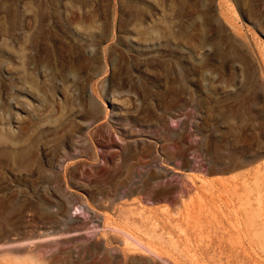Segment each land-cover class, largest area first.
<instances>
[{
  "label": "rangeland",
  "instance_id": "rangeland-1",
  "mask_svg": "<svg viewBox=\"0 0 264 264\" xmlns=\"http://www.w3.org/2000/svg\"><path fill=\"white\" fill-rule=\"evenodd\" d=\"M263 190L264 0H0V264H264Z\"/></svg>",
  "mask_w": 264,
  "mask_h": 264
},
{
  "label": "bare ground",
  "instance_id": "bare-ground-1",
  "mask_svg": "<svg viewBox=\"0 0 264 264\" xmlns=\"http://www.w3.org/2000/svg\"><path fill=\"white\" fill-rule=\"evenodd\" d=\"M128 167V166H127ZM130 167V166H129ZM147 168V167H146ZM153 168V167H152ZM151 171V170H150ZM153 172V171H152ZM147 173V172H146ZM149 173V172H148ZM150 177V174L148 175ZM147 176V177H148ZM154 176V175H153ZM189 176V175H188ZM198 176V175H197ZM195 175V177H197ZM186 177V176H185ZM155 178V177H154ZM190 178V176H189ZM246 178V176H245ZM123 179V178H122ZM127 179V178H126ZM187 179V178H186ZM196 179H199L200 180V183L201 185L199 184V186L197 185V187L195 188V191L191 194L190 196L188 195V199H184L182 200V205H183V208H182V212H181V215H187V217H190L193 213H194V210H195V205L196 204H202L203 200H204V197L207 196L208 193H211L214 189V187L218 184L219 182V179H209V178H206V177H202V176H198L197 178H194V177H191L190 180H192L194 183H196ZM236 179V178H235ZM125 180V178H124ZM121 181V180H120ZM185 181V180H184ZM198 181V180H197ZM124 182V181H123ZM132 182V181H131ZM147 182V181H146ZM191 182V183H193ZM144 183V182H143ZM198 183V182H197ZM222 183V182H221ZM119 184V183H118ZM134 184V183H133ZM186 184V182H185ZM146 185V184H145ZM189 185V184H188ZM191 185V184H190ZM195 185V184H194ZM192 184V187L194 186ZM120 186V184H119ZM122 186V185H121ZM135 186V184L133 185ZM132 186V188H134ZM141 186V185H140ZM220 186V185H219ZM113 187V186H112ZM117 187V186H116ZM139 187V186H138ZM175 187V186H174ZM195 187V186H194ZM222 187V186H221ZM136 188V187H135ZM170 188V187H169ZM116 189V188H114ZM119 189V188H118ZM123 189L125 190L126 188L123 186ZM155 189V188H154ZM182 189V188H181ZM120 190V189H119ZM124 190H123V194L124 193ZM187 190V189H186ZM185 190V191H186ZM190 190V189H189ZM194 190V188H193ZM117 191V190H116ZM122 191V190H121ZM135 191V190H134ZM133 191V192H134ZM169 192H171V190H168ZM184 191V189H183ZM222 191V190H221ZM262 191V190H261ZM264 191V190H263ZM182 192V191H181ZM187 192V191H186ZM228 192V191H227ZM119 193V192H118ZM180 193V192H179ZM260 193V192H259ZM114 194V193H113ZM129 194V193H128ZM128 194L126 196H128ZM186 194V193H185ZM225 194V193H224ZM184 194L181 193V199L184 198L183 196ZM226 195V194H225ZM229 195V193H228ZM115 196V195H114ZM123 196V195H122ZM167 196V195H166ZM173 196V195H172ZM222 196V195H221ZM264 196V195H263ZM175 197V195H174ZM178 197V196H177ZM227 197V196H226ZM230 197V195H229ZM228 197V198H229ZM115 198V197H114ZM164 198V197H163ZM167 198V197H166ZM264 198V197H263ZM112 199V198H111ZM178 199V198H177ZM233 199V198H232ZM259 201H260V198H258ZM206 200V199H205ZM210 200V199H209ZM216 200V199H215ZM226 200V199H225ZM262 200V199H261ZM115 201V200H114ZM131 201V200H130ZM175 201V200H174ZM173 201V202H174ZM219 201V200H218ZM140 202V201H139ZM151 202V201H150ZM153 202V201H152ZM171 202V201H170ZM205 202V201H204ZM213 202V201H212ZM233 202V201H232ZM127 203V202H126ZM221 203V202H219ZM261 203V202H259ZM114 204V203H113ZM173 205V203H171ZM262 204V203H261ZM119 205V204H118ZM176 207L177 205L174 204ZM207 205V204H206ZM218 205V204H217ZM113 206V205H112ZM114 206H116L114 204ZM113 206V207H114ZM199 206V208H200ZM232 206V205H231ZM263 206V205H262ZM117 207V206H116ZM114 207V208H116ZM197 207V206H196ZM213 207V205H212ZM223 207H225L223 205ZM228 207V206H227ZM235 207V206H234ZM167 208V207H166ZM175 208V207H174ZM206 208V207H205ZM83 209L81 206H78L76 208L77 211L80 212V210ZM95 209V208H94ZM177 209V208H176ZM201 209V208H200ZM222 209V208H221ZM229 209V208H228ZM235 209V208H234ZM144 210L143 208H136V207H133V208H129V209H123L121 210L119 216L117 217V219H110V218H105L107 220V223L103 226L100 224V228H96V229H101L102 227H106L107 229H110L112 232L114 233H117L120 234L122 237H123V240H124V244L126 245H133L134 248H137V249H140L142 251H145V252H148V253H151L153 255L157 257H161L160 260L162 259V254L164 253L162 250H161V247H159L157 244L159 243V241H163L164 239L166 240L167 239V235H166V231L164 230H160L158 229V225L156 224V222L154 221L152 215H146L144 213ZM199 210V209H198ZM202 210V209H201ZM212 210V209H211ZM264 210V208H263ZM92 211V210H91ZM169 211V210H168ZM177 211V210H176ZM181 211V209H180ZM178 211V212H180ZM200 211V210H199ZM231 211H234L233 209ZM247 211L249 212V214L247 215L248 216V219L247 220H253V218H251V209L250 207L247 208ZM260 211V210H259ZM258 211V212H259ZM174 212V211H173ZM177 212V214H178ZM225 212V211H224ZM264 212V211H263ZM262 212V213H263ZM176 212H174L175 214ZM214 213V211H213ZM216 214V212H215ZM235 214V213H234ZM261 214V213H260ZM93 215V214H92ZM104 214H102L103 216ZM108 215V214H107ZM112 215V214H111ZM217 215V214H216ZM237 215V213H236ZM263 215V214H261ZM106 216V215H105ZM159 216V215H158ZM178 216V215H177ZM180 216V215H179ZM196 216H197V213H196ZM107 217V216H106ZM239 217V216H238ZM103 218V217H102ZM112 218V216H111ZM114 218V217H113ZM236 218V216L234 217ZM242 218V217H241ZM251 218V219H250ZM264 218V217H262ZM104 219V218H103ZM238 219V218H237ZM240 220V218H239ZM103 221V220H102ZM105 221V220H104ZM264 221V219H263ZM242 222V221H241ZM237 223V222H236ZM252 225L253 223L250 222ZM243 226V225H242ZM183 227H181L180 229H182ZM237 228V227H236ZM240 228H242L240 226ZM263 228H264V223H263ZM185 229V228H184ZM216 229V228H215ZM238 229V228H237ZM105 230V229H104ZM245 230V229H243ZM264 230V229H263ZM83 231V230H82ZM106 231V230H105ZM181 231V230H180ZM186 231V230H185ZM244 233V231H243ZM169 234V233H168ZM245 234V233H244ZM173 235V234H172ZM174 236V235H173ZM248 237V236H247ZM246 237V238H247ZM176 239V238H175ZM157 240V241H156ZM188 240V239H187ZM250 240V239H249ZM252 241V240H251ZM156 242H158L156 244ZM179 242V241H178ZM180 243V242H179ZM193 244V243H192ZM250 244V243H249ZM185 245V244H184ZM185 247V246H184ZM252 247V245H251ZM257 247V246H256ZM255 247V248H256ZM263 247V246H262ZM191 248V246H190ZM253 248H254V245H253ZM258 248V247H257ZM261 248V247H260ZM264 248V247H263ZM262 248V250H263ZM133 249V248H132ZM164 250L167 249L166 246L165 248H163ZM252 249V248H251ZM139 250V251H140ZM169 250V249H168ZM261 250V249H260ZM173 251V250H172ZM143 252V253H145ZM169 253L171 252L170 250L168 251ZM172 253V252H171ZM255 253V252H254ZM257 253V252H256ZM255 253V254H256ZM263 253V252H262ZM147 254V253H146ZM150 254V255H151ZM173 254V253H172ZM190 254V253H189ZM174 255V254H173ZM177 256V255H175ZM192 256V255H191ZM169 257V256H168ZM167 258V257H166ZM176 258V257H174ZM192 258V257H191ZM164 261L166 260L165 258H163ZM170 260V259H169ZM175 260V259H174ZM179 259L177 258V261ZM162 261V260H161ZM172 261V260H171ZM168 262V263H167ZM173 262V261H172ZM170 263L169 261H165V263L167 264H173V263ZM179 262V261H178ZM198 262V261H197ZM181 264V263H179ZM201 264V263H200Z\"/></svg>",
  "mask_w": 264,
  "mask_h": 264
}]
</instances>
